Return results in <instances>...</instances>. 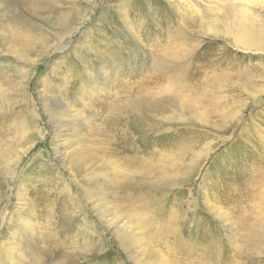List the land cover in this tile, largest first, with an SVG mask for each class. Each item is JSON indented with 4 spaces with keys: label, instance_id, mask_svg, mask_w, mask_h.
Listing matches in <instances>:
<instances>
[{
    "label": "rangeland",
    "instance_id": "obj_1",
    "mask_svg": "<svg viewBox=\"0 0 264 264\" xmlns=\"http://www.w3.org/2000/svg\"><path fill=\"white\" fill-rule=\"evenodd\" d=\"M241 29L264 42V0H0V259L264 264Z\"/></svg>",
    "mask_w": 264,
    "mask_h": 264
},
{
    "label": "bare ground",
    "instance_id": "obj_2",
    "mask_svg": "<svg viewBox=\"0 0 264 264\" xmlns=\"http://www.w3.org/2000/svg\"><path fill=\"white\" fill-rule=\"evenodd\" d=\"M222 4V3H221ZM177 9V8H176ZM178 10V9H177ZM179 10H180V8H179ZM248 20V19H247ZM239 32V31H238ZM241 33L240 34H243V36L241 37V42L242 43H244V44H246V45H250V41H248V42H246L245 43V40L244 39H242V38H249V37H251L252 38V43H251V46H264V42L263 41H261L260 40V38H257L256 36H254V35H249V33H247V32H245L243 29H241V31H240ZM245 33V34H244ZM239 34V35H240ZM239 38H240V36H239ZM45 78V77H44ZM48 79V78H47ZM42 80V79H41ZM44 81H46V80H44ZM43 81V82H44ZM47 82H50L49 80H47ZM51 83V82H50ZM47 84V83H46ZM45 83H44V85H46ZM47 85H49V84H47ZM52 85V84H51ZM55 85V84H54ZM52 88V87H51ZM54 88V87H53ZM45 89H47V87L45 88ZM48 90V89H47ZM48 92H49V90H48ZM49 95H51V94H49ZM55 95V94H54ZM52 98V97H51ZM56 103V102H55ZM21 220H24V219H21ZM25 221V220H24ZM31 226V225H30ZM16 241H15V238H14V240L12 241V242H10V243H8V242H2V244L3 245H6V247H7V244L8 245H10V247H9V252H8V249L5 247L4 249H7V252H6V256H5V258H7L9 255L11 256V259H15L14 257L16 256L17 258H18V261H24L23 259H24V249L23 248H21L20 246H18V243L16 244L15 243ZM21 244V243H20ZM23 244V243H22ZM26 245V244H25ZM23 246V245H22ZM25 247V246H24ZM17 250V249H19L20 251L19 252H17V253H15L14 252V250ZM27 251V250H26ZM16 258V259H17ZM27 259V258H26ZM3 260V258H1L0 259V261H2ZM27 261V260H26ZM7 263V262H6ZM10 263V262H9ZM19 263V262H18ZM18 263H16V262H14V264H18ZM0 264H5V260H3L2 262H0Z\"/></svg>",
    "mask_w": 264,
    "mask_h": 264
}]
</instances>
